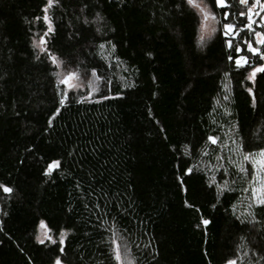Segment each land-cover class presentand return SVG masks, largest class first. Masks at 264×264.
I'll list each match as a JSON object with an SVG mask.
<instances>
[{
	"label": "trees",
	"instance_id": "obj_1",
	"mask_svg": "<svg viewBox=\"0 0 264 264\" xmlns=\"http://www.w3.org/2000/svg\"><path fill=\"white\" fill-rule=\"evenodd\" d=\"M205 2L220 30L199 49L183 0H58L41 53L46 0H0V264H117L125 245L132 264H264V206L238 172L264 148V73L246 78L264 61L243 43L264 51V28L229 49L223 24L241 28L248 6ZM237 44L251 66L236 67ZM73 70L82 90L59 83ZM41 221L55 243L37 242Z\"/></svg>",
	"mask_w": 264,
	"mask_h": 264
},
{
	"label": "snow or ice",
	"instance_id": "obj_2",
	"mask_svg": "<svg viewBox=\"0 0 264 264\" xmlns=\"http://www.w3.org/2000/svg\"><path fill=\"white\" fill-rule=\"evenodd\" d=\"M183 2L186 3L191 8L198 9L199 13L202 15V17H203V19L201 21L202 32L207 28V23H206L207 21H209L210 19L213 21L216 20V16L211 11H209L207 9V6L205 4V0H183ZM238 2L240 5L248 6L250 3V0H238ZM56 3H58V0H46V4L41 10L43 13L42 19H43L44 24L46 25V31L44 32V34L42 36L39 37V43H37L36 41H33V43H32V47L34 49H38L39 52H41V53L47 51V49L45 47V45L47 44L45 37H48L49 34H53L55 31L53 24H52L51 17L49 16L48 13H49V9H52L54 4H56ZM215 6L217 8H220V9H224V8L229 7L226 0H215ZM255 8H259L261 12H264V2H261V0H251V6L247 7V13H245L243 11L240 12L239 15L241 17H244V16L247 17V23H244L241 28L238 29L237 26L233 23H224L223 24V35L226 38L231 37V39L225 40V43L229 49L233 48V40H235L245 29H247V31L249 33L253 32L252 26H253V24L257 23L256 21L253 20V14L258 15V16L260 15V12H256V13L253 12V10ZM223 18H224V20H228L229 13L227 11L223 12ZM36 19L40 20L41 17H36ZM96 19L100 20V19H102V17H100L99 14H97ZM84 23L87 24V23H89V21L85 20ZM259 27L264 28V16H261V22L259 23ZM96 31L100 32V28L98 27L96 29ZM211 31L215 32L216 29L212 28ZM254 36L256 38L255 44L264 46V32L255 31ZM200 39L201 40L204 39L203 34L201 35ZM243 43L246 45V50L248 53H251V55L253 57H257L258 60L264 61V51H262L260 47H254L253 43L247 39H245L243 41ZM98 47L100 49H103L105 47V45H104V43H101L98 45ZM241 52H242V49H241L240 45L237 44L235 46V53H236L235 65L238 69L243 68L245 65L251 66L248 56L247 55H241L240 54ZM48 58L51 60L52 64L55 65L57 68H59L61 66V64L63 63V61H61L57 56H55L53 54H49ZM228 59H229V61H232L233 56L229 55ZM257 73H264V64H259L258 66H252V71L249 73V75L246 78L248 80H254L256 78ZM91 76L95 77L96 79L94 82H90V86H92L93 90L98 91L99 89L97 87H95V84L101 79V77L97 75L96 69L91 70ZM79 78H80V74L77 71L73 70V71L67 72V74L64 75L63 78H61L59 80V83L68 85L69 87H79L80 85L78 83L77 84H70L69 83L72 80H79ZM248 92H249V95L252 94L251 89H248ZM89 94H91V92ZM60 95H61V99L59 100V104L61 106H63L65 104V101L68 99L67 90L60 93ZM104 98L107 99L108 97H104ZM225 99H227V97H225ZM253 102L255 103V101H253ZM56 111H57V113H59L60 109L57 108ZM49 126H51V121L49 122ZM208 140L213 145L217 144V138L209 136ZM237 150L243 151V145H238ZM244 162H248L251 164V172H249V169L244 167ZM59 166H60L59 161H53L52 163L48 164V166L44 170L43 174L45 176H48L52 173L54 168H58ZM192 170H193L192 168L187 169L185 174L186 175L191 174ZM238 172L244 176H247L250 174L252 176V179L254 181H256L258 186L253 187L251 189L252 199L257 206H264V148H261L257 153H251V152L244 153L243 158H242V162L238 165ZM217 187H219V186L217 185ZM0 189H2L4 193H11L12 192L11 188L6 187L4 185H0ZM221 191H223V189ZM245 191H248V189H245ZM201 223L206 226L210 223V221L207 219H202ZM40 226H41V228H45L43 221H41ZM60 235H61V237H63V235H64L63 231L60 233ZM113 235H115V233ZM36 239H37V242L40 244H44L45 240H48L51 243H55V241L52 240V237L47 235V231H45L44 238L37 236ZM111 242L113 245L117 244L115 239H113ZM63 243H64V240H63V238H61L60 244L62 245ZM60 251H61V253H63L64 249L61 248ZM114 253H115L114 258H115L117 264H121L122 259L125 258L127 255V246L125 245V250H124L123 254H122L119 246L114 248ZM55 264H61V260L59 257L56 258ZM128 264H132V261L129 260ZM227 264H236V261L230 259L227 261Z\"/></svg>",
	"mask_w": 264,
	"mask_h": 264
},
{
	"label": "rangeland",
	"instance_id": "obj_3",
	"mask_svg": "<svg viewBox=\"0 0 264 264\" xmlns=\"http://www.w3.org/2000/svg\"><path fill=\"white\" fill-rule=\"evenodd\" d=\"M261 2H264V0H261ZM205 4L207 6V9L209 11H211L216 16V20L213 21V20L210 19L209 21H207L206 22L207 23V28L203 32H202V29H201V21L203 19L202 15L199 13L198 9L190 7L195 12V14L197 16V19H198L196 44H197L199 49H203L213 39V37L218 33V31L220 30V28H219L220 20L218 19L216 13L212 11V9L209 7V5L206 2H205ZM249 6H251V0H250V3L248 5V7ZM253 12L254 13L260 12L259 16L253 14V20L257 22L255 24L259 25V23L261 22V16H264V12H261L259 8H255L253 10ZM212 28H215L216 31L212 32L211 31ZM222 30H223V28H222ZM202 34L204 35V39L203 40L200 39ZM94 81H95V79H91L90 82H94ZM90 82L88 83V89H90L92 91L93 88H92V86H90ZM69 83L70 84H77L78 83L80 86L79 87H69L68 85L63 84L67 90H78V89L82 90L84 88V86L82 84H80L78 80H72ZM95 87H96V84H95ZM257 186L258 185H257L256 181L253 180L252 188L253 187H257ZM45 231H47L46 227L45 228H41V226H39V228L37 230V236H40L41 238H44ZM47 235H49L48 231H47ZM119 247H120V250H121V252L123 254L124 253V249L121 246H119ZM128 261H129V259L126 256L125 258L122 259L121 264H128Z\"/></svg>",
	"mask_w": 264,
	"mask_h": 264
}]
</instances>
